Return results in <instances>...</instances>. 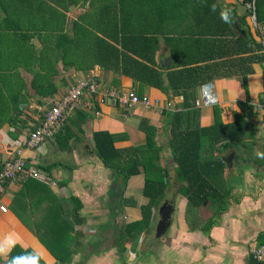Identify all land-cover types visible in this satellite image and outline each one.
<instances>
[{
	"label": "crops",
	"instance_id": "obj_1",
	"mask_svg": "<svg viewBox=\"0 0 264 264\" xmlns=\"http://www.w3.org/2000/svg\"><path fill=\"white\" fill-rule=\"evenodd\" d=\"M251 1L215 0L219 7L232 10L233 22L228 24L233 32L231 38L243 39L247 35L250 40L261 43L264 52L261 34L264 22L258 23L254 17L253 24L246 8ZM209 3V0H0V111H18L17 119L25 121L23 129L19 128L18 120L14 126L1 125V165L19 150L28 165L49 168H39L38 179L19 177L6 185L0 194V206L6 209L0 211V240L14 234L19 248L26 253L28 250L38 253L41 264H60L37 240L33 230L44 221L50 206L58 210L59 202L62 207L58 214L62 218L61 214L74 209L75 203L70 198H75L80 207L73 212L80 224L74 225V231L80 232V245L72 251L68 264H246L247 243L256 238L253 246L257 245L264 237V166L259 164L261 158L257 156L258 151L264 152V109L261 108L264 104V60L249 65L252 72L245 75L247 94L233 72L228 77H215L195 90L193 106L197 110L199 127L214 123L213 107L218 109L222 124L232 123L237 115H243L246 123L242 143L237 148H221L219 158L225 163L224 180L231 191L227 210L220 215L218 226H213L208 233L188 228L183 216L185 199L176 192L178 184L173 178L174 164L168 149L170 136L162 112L178 111L182 101L179 96L167 98L159 90L145 86L142 94L156 100V107L123 109L110 101L96 103L97 115L91 108L80 109L85 112L84 116L70 115L58 138L36 148L26 146L28 129L34 122L39 123L48 106L77 78L95 76L101 92L110 89L137 91V85L129 77L97 65L87 67L89 63L85 64L81 71V52L75 50V43L64 42L65 35L73 36L72 20L88 12L93 18V27H89L92 30L122 29L155 40L154 62L159 70H164L173 61L170 51L182 56L180 48L188 45L183 49V57L198 56V40H207L208 36L202 32L211 29ZM67 48L71 53L68 51L66 55ZM205 48H209L208 44ZM228 49L236 52L217 62L240 56L236 54L237 45L229 44ZM207 52L202 49L201 55ZM224 67L234 71L236 60L228 61ZM202 86H207L214 102L196 106L195 102L201 100ZM99 97L100 92L95 99ZM141 119L155 128L154 141L161 148L159 164L167 169L169 184L164 198L152 209L149 229L138 235L132 247L130 239H123L119 230L123 224L140 219L139 206L147 202L141 195L143 177L140 182L141 174L126 180L122 192L124 205L114 209L107 194L112 173L93 154L91 136L96 131L125 135L126 139L114 143L116 149L142 145L145 136L138 130ZM132 178L139 179L131 186ZM247 190L254 194L249 196ZM135 191H138V201L131 194ZM13 208L24 213L29 229L17 219ZM208 216L209 212L201 215V219ZM116 220L120 221L119 226ZM97 228L112 229L113 234L95 232ZM151 228L152 239L148 238ZM109 236L112 240L105 241L108 247L100 248L103 239ZM7 259L0 257V264L7 263Z\"/></svg>",
	"mask_w": 264,
	"mask_h": 264
},
{
	"label": "trees",
	"instance_id": "obj_2",
	"mask_svg": "<svg viewBox=\"0 0 264 264\" xmlns=\"http://www.w3.org/2000/svg\"><path fill=\"white\" fill-rule=\"evenodd\" d=\"M209 2L210 5L217 4L215 0H209ZM253 5L255 21L264 22V0H254ZM92 20L93 18L88 12H84L77 20L70 22L71 35L73 34V36H64L66 44L73 45L75 43V50L81 52L79 56L81 71H84L82 68L85 67V64L89 63L87 67L97 65L103 70L129 77L137 85L136 94L139 96L142 95L143 87L149 86L159 90L167 98L170 96L182 98L178 111H161L167 122L170 136L168 149L174 164L173 178L178 184L176 192L185 199L183 216L188 228L208 233L213 226H218L220 215L227 210L231 191L224 180L225 163L219 158V154L222 149L237 148L242 143L246 123L243 115H237L232 123L222 124L218 109L213 107L214 123L208 127H199L197 110L193 106L195 90L201 84L210 82L215 77H228L233 72V75H237V80L247 94L245 75L252 72L249 66L252 62L264 60L263 45L250 40L247 35L243 39L231 38L233 32L229 29L228 24L222 22L219 16L211 12L208 7V21L211 29L202 32L208 36L207 40H198L199 45L196 46L197 49L199 48L198 56L192 59L183 57V51H185L183 49H187L188 45L186 48H180L182 56L178 52L170 51L173 61L166 69L159 70L154 62L155 40L144 37L138 32L122 29L97 28L92 30L89 28L93 27ZM116 27L119 26L116 25ZM256 33L258 34V31ZM207 44L209 48H205ZM229 44L237 45L236 54L240 55L235 59L234 71H229L224 67L228 61L231 63L235 61L234 59L225 60V58L221 62L216 61L236 52L228 49ZM77 45L78 47H76ZM202 49L209 53L201 55ZM254 50H257L258 54L254 53ZM68 51H70L69 48L65 49L66 55ZM70 62L74 64L71 58ZM245 64L248 67H244ZM237 104L241 105V103ZM93 107L95 110L97 109L96 103ZM75 113L81 117L85 114L80 109L73 114ZM19 115L18 111L1 110L0 127L3 123L11 126L16 125ZM71 116L67 117L62 128L51 139L60 136V132L64 127L66 128V123ZM19 122V128L23 129L22 123L24 124L25 121ZM37 125L34 122V125L28 129L29 132ZM138 130L144 133V143L124 149L114 148L115 142L126 139L123 134L96 131L91 136L93 154L112 173L113 179L107 194L111 199V204H114V209H120L124 205L122 192L126 180L138 174L143 177L141 195L147 199V202L139 206L140 219L123 224L119 230L123 239H130L132 247L136 245L138 235L149 229L152 209H155L164 198L165 190L169 184L167 169L159 164L161 148L154 141L155 128L148 125L146 120L141 119L138 123ZM219 144L222 146L218 147ZM259 164L264 166V159H261ZM1 166L0 161V168ZM26 166H28L27 163ZM35 168L49 170V168H42L40 165ZM7 184L5 183L4 186L6 187ZM70 199L75 203L71 212L61 214V218L58 211L62 206L58 202V210L50 206L44 221L37 226L35 224L36 229L33 230L37 240L60 264H68L73 254L72 251H75L80 245L78 241L80 232L74 231V225L80 224V221L73 212L77 211L80 204L75 198ZM202 209L209 212V216L205 220L201 219ZM13 213L29 229L25 216H23L24 213L22 214L14 208ZM260 239L259 235L258 240ZM119 244L121 248L122 244ZM24 253L26 252L16 245L12 249L11 255ZM246 264H254L250 254Z\"/></svg>",
	"mask_w": 264,
	"mask_h": 264
},
{
	"label": "built area",
	"instance_id": "obj_3",
	"mask_svg": "<svg viewBox=\"0 0 264 264\" xmlns=\"http://www.w3.org/2000/svg\"><path fill=\"white\" fill-rule=\"evenodd\" d=\"M246 8L254 24L253 0L246 5ZM261 34L264 41V28ZM99 92L100 97L95 99V96ZM200 98L201 100L199 102H195L196 106L214 102V96L209 93L207 86L201 87ZM105 101L113 102L124 109H131L135 106H141L143 108L157 106L156 100H151L143 94L139 96L133 91L110 89L101 92L95 76L90 75L84 78H77L67 88L65 93L52 102L44 111L38 125L28 133L26 146L36 148L49 141L62 128L67 117L78 109L89 110L91 108L92 113L97 115V111L93 105L95 103L102 104ZM261 108L264 109V104ZM19 177L38 179L39 173L32 165L26 166L21 152L17 150L14 156L5 161L0 168V194L4 192L5 183L14 182ZM5 210V207L0 206L1 212H5ZM249 254L254 264H264V237L260 243L250 249Z\"/></svg>",
	"mask_w": 264,
	"mask_h": 264
},
{
	"label": "clouds",
	"instance_id": "obj_4",
	"mask_svg": "<svg viewBox=\"0 0 264 264\" xmlns=\"http://www.w3.org/2000/svg\"><path fill=\"white\" fill-rule=\"evenodd\" d=\"M211 12L216 13L222 22L231 24L233 22L232 10L227 7H218L217 4L212 3L209 6ZM257 156L264 159V152H257ZM18 239L14 234H8L3 240H0V257H6L7 264H40L41 257L38 253H24L12 256V249L16 247Z\"/></svg>",
	"mask_w": 264,
	"mask_h": 264
},
{
	"label": "rangeland",
	"instance_id": "obj_5",
	"mask_svg": "<svg viewBox=\"0 0 264 264\" xmlns=\"http://www.w3.org/2000/svg\"><path fill=\"white\" fill-rule=\"evenodd\" d=\"M133 92H135V91H133ZM124 109V108H123ZM50 159H55V158H53V157H50ZM133 179V178H132ZM131 179V180H132ZM139 179V178H138ZM138 179H133L132 181H131V183H130V185L132 186L133 185V183H136L137 182V180ZM140 180H142V176H140V179H139V182H140ZM138 182V183H139ZM176 188H178V185L176 186ZM254 194V192H251V191H249V190H247V193L246 194H249V196H250V194ZM132 195H133V197H135L136 198V200L138 201L139 200V197H138V191H135V192H132L131 193ZM239 195V194H238ZM238 195H234V197H238ZM177 196V194H176V192H174V197H176ZM170 200H171V198H170ZM208 213V211L207 210H201V215L202 216H205L206 214ZM118 216H119V218H121V216H120V214H118ZM173 217H174V215H173ZM116 219H118V218H116ZM119 220V219H118ZM117 221V220H116ZM123 221V220H122ZM120 221H117V223H116V225H118L119 226V223ZM93 225V224H92ZM115 225V224H114ZM118 226H117V228H118ZM116 227V226H115ZM115 227L113 228V229H115ZM91 228V227H90ZM109 229V228H108ZM107 229V231L106 230H103V229H100V228H97V229H94V231L96 232V231H98L99 230V232H101L102 234H105L106 232L107 233H109V234H113V230L111 229L110 231ZM88 231V229L86 228V232ZM89 231H91V229H89ZM149 234H148V238L150 237L151 239H152V234H153V228H151L150 230H149ZM106 236H108V235H106ZM108 239H111V237L109 236V237H105L103 240H104V244H101L99 247L100 248H102V247H104V248H107L108 246H106V243H107V240ZM255 239L256 238H254L253 239V241L255 242ZM112 240V239H111ZM105 241H106V243H105ZM252 240L250 241V242H248L247 243V246H246V252L249 254V252H250V249L252 248V246H253V244H254V242H253ZM111 242V241H110ZM112 245H114V244H112ZM17 246H18V244H17ZM98 250H101V249H99V248H97ZM28 252L29 253H31L32 251L31 250H28ZM98 252H100V251H98ZM100 263H103V262H100ZM2 264H7V263H2ZM96 264H98V262L96 263Z\"/></svg>",
	"mask_w": 264,
	"mask_h": 264
},
{
	"label": "water",
	"instance_id": "obj_6",
	"mask_svg": "<svg viewBox=\"0 0 264 264\" xmlns=\"http://www.w3.org/2000/svg\"><path fill=\"white\" fill-rule=\"evenodd\" d=\"M226 161H227V163H230V162H229V158H227Z\"/></svg>",
	"mask_w": 264,
	"mask_h": 264
}]
</instances>
